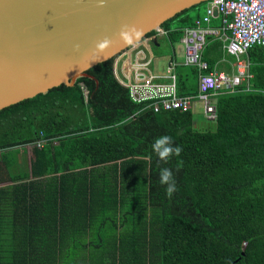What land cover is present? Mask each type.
Masks as SVG:
<instances>
[{
  "label": "trees",
  "instance_id": "16d2710c",
  "mask_svg": "<svg viewBox=\"0 0 264 264\" xmlns=\"http://www.w3.org/2000/svg\"><path fill=\"white\" fill-rule=\"evenodd\" d=\"M206 4L161 25L171 49ZM246 56L253 91L218 94L212 131L195 129L191 111L133 102L114 58L87 71L97 84L82 77L0 110V183H17L0 264H264V55ZM221 57L208 39L209 71ZM176 75L179 95L196 94V68ZM165 135L183 149L167 164L152 150ZM41 138L15 176L5 158ZM162 167L178 187L170 199Z\"/></svg>",
  "mask_w": 264,
  "mask_h": 264
},
{
  "label": "water",
  "instance_id": "95a60500",
  "mask_svg": "<svg viewBox=\"0 0 264 264\" xmlns=\"http://www.w3.org/2000/svg\"><path fill=\"white\" fill-rule=\"evenodd\" d=\"M209 0H0V110L72 87L94 66Z\"/></svg>",
  "mask_w": 264,
  "mask_h": 264
},
{
  "label": "built area",
  "instance_id": "2783aa9c",
  "mask_svg": "<svg viewBox=\"0 0 264 264\" xmlns=\"http://www.w3.org/2000/svg\"><path fill=\"white\" fill-rule=\"evenodd\" d=\"M213 20H219L220 26H213ZM154 32L114 58V76L128 90L133 102L146 104L154 112L180 113L192 111L199 103L204 119L215 122L217 109L214 101L218 94L253 91L249 83L252 75L247 71L245 58L247 51L254 46L260 47L264 55V0H209L202 19L196 20L193 27L183 30L179 40L183 46L182 62L169 58L163 74L154 71L150 45L166 32L162 28ZM211 38L225 43L227 54L234 59L235 75L209 71L203 52ZM179 65L197 69L196 94L179 95L176 75ZM260 92L264 95V90ZM44 142L41 138L28 144L26 149H40Z\"/></svg>",
  "mask_w": 264,
  "mask_h": 264
},
{
  "label": "crops",
  "instance_id": "0c3cea01",
  "mask_svg": "<svg viewBox=\"0 0 264 264\" xmlns=\"http://www.w3.org/2000/svg\"><path fill=\"white\" fill-rule=\"evenodd\" d=\"M206 6H207V4H206ZM205 10H206V7H205ZM212 25L216 26V27L220 26L219 20H213L212 21ZM212 40L216 41V39H212ZM217 41H220V40H217ZM220 43H221V49H222V57L215 64V66L213 67V69L211 71L224 72V73H226L228 75H235L236 74L235 63H234V61H230V59H229L230 57H229V55L227 54V52H226V50L224 48V44L225 43L221 42V41H220ZM177 44H178V42L175 43L172 46V55H173V57H170V58H174L176 60L178 59L177 61L181 63L183 57L178 58V56L176 54V51L174 49V46L177 45ZM159 45H160V43L157 40L151 43L150 48H151L152 53H153L154 46L156 48V47H159ZM245 61L248 64L247 71L250 73L249 68L251 66V62L249 61L247 56L245 58ZM154 69H155V67H154ZM250 74L252 75V78L249 80V83L251 85L252 84L251 80L253 79V74L252 73H250ZM197 89H198V75H197ZM196 106H195V108H196ZM193 110L191 111L192 115H193ZM202 115H203V113H202ZM193 126H194V123H193ZM29 152H31V153H29ZM28 155L32 156V150L29 151L26 148H25V150L24 149H20L19 151H17L16 155L10 156V158H5L4 164L5 165L11 164V167H12L11 171L16 176L17 174L22 173L24 170H27L25 165L27 164V166H29L28 165L29 164V160L31 159V156H28ZM1 166L2 165L0 163V167ZM3 168H4V166H3ZM3 174L5 175V178H7L6 172H3ZM16 184L17 183L11 182V181H8V180L4 181L3 183H0V190H5L3 192H0V232H1L2 228H4V227L9 228L11 226V221L8 220V217H7L8 214L7 213L10 214V212L12 211V209L9 206V203H10V201L14 200L12 198H14L15 195H16L15 190H14ZM2 198L4 199V203L7 202L8 204L7 203H5V205L2 204L1 203V201L3 200ZM5 207L10 212L4 213V210H6ZM0 234H2V233H0ZM3 234L4 235L1 236V239L3 241V244H7L8 243V238L5 236L7 233H3ZM2 257H4V256H2Z\"/></svg>",
  "mask_w": 264,
  "mask_h": 264
},
{
  "label": "rangeland",
  "instance_id": "374dc122",
  "mask_svg": "<svg viewBox=\"0 0 264 264\" xmlns=\"http://www.w3.org/2000/svg\"><path fill=\"white\" fill-rule=\"evenodd\" d=\"M205 11V5H202L192 14H196L197 12L203 13ZM159 47L153 48V65L155 67L154 71L157 74H163L166 70V66L169 58L172 56V49L168 46V44L162 39L159 38ZM176 54L178 58L183 57V46L178 42L177 45L174 46ZM178 60V59H177ZM87 92V91H86ZM88 93V92H87ZM196 108L193 110V121L194 128L199 131H212L215 128V122H208L204 119L202 115V106L201 104H196ZM30 151V150H29ZM31 153V152H29ZM31 156V155H28ZM6 209V208H5ZM8 212V210H4V213Z\"/></svg>",
  "mask_w": 264,
  "mask_h": 264
},
{
  "label": "clouds",
  "instance_id": "9594fccd",
  "mask_svg": "<svg viewBox=\"0 0 264 264\" xmlns=\"http://www.w3.org/2000/svg\"><path fill=\"white\" fill-rule=\"evenodd\" d=\"M152 150L158 157V161L167 164L174 156L178 157L183 149L179 145L174 146L172 137L165 135L158 137L154 141ZM159 183L162 186H166L165 193L169 199L178 191L174 173L170 168H160Z\"/></svg>",
  "mask_w": 264,
  "mask_h": 264
}]
</instances>
